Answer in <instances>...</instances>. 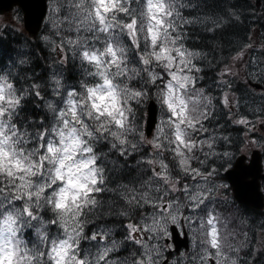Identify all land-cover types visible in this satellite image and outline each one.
Wrapping results in <instances>:
<instances>
[{
  "label": "clouds",
  "instance_id": "9594fccd",
  "mask_svg": "<svg viewBox=\"0 0 264 264\" xmlns=\"http://www.w3.org/2000/svg\"><path fill=\"white\" fill-rule=\"evenodd\" d=\"M179 3L69 0L73 31L87 26L89 34L63 41L67 58L56 62L63 72L22 115L15 97L28 89L20 92L0 76V264H101L109 249L99 231L104 225L93 230L99 240L85 234L80 208L131 167L135 137L143 141L153 105L158 124L161 106L175 116L186 104L179 64L173 65L182 55L172 36ZM58 47L53 41L52 51ZM17 116L28 123L46 118L47 142L33 129L18 131Z\"/></svg>",
  "mask_w": 264,
  "mask_h": 264
},
{
  "label": "trees",
  "instance_id": "16d2710c",
  "mask_svg": "<svg viewBox=\"0 0 264 264\" xmlns=\"http://www.w3.org/2000/svg\"><path fill=\"white\" fill-rule=\"evenodd\" d=\"M50 5V19L43 28L45 35L52 38L50 42L42 39L40 33L29 35L19 28H6L0 33V76L7 75L15 81L20 92L25 88L30 90L29 86L35 80L42 85V97L48 94L50 77L55 71V75L63 72L62 66L56 63L61 57V46L67 51L63 41L68 37L75 38L81 34L86 37L89 34L86 31L87 26L81 32L73 31L75 21L70 23L69 20L72 13L69 0H50ZM176 7L177 15L173 26H176L175 31L179 34L181 46L194 54V64L200 77L194 89L198 100L191 94L188 97L192 106H200L196 113L198 116L201 114L205 117L208 114L204 123L211 126V129L215 128L219 136L215 152H209L202 169L215 168L222 171L221 164L225 163V159L220 154L228 153L231 157L238 153L245 132L241 127L231 126L227 115L223 116L220 111L219 107L224 100L219 82L235 64L234 58L244 51L255 28H264V21L250 0H180ZM56 15L60 17V21L54 26ZM53 41L60 44L55 52L52 51ZM70 75L75 78L74 74ZM26 104L24 113L34 106L30 100ZM161 107L168 115V109ZM167 130L163 139L165 145L167 143L166 167L175 177H180L178 163L175 161L177 158L171 152V130L169 127ZM135 140L137 150L128 157L131 167L123 175H116L111 179L104 186L107 191L95 195L94 200L97 203L103 201L108 211L100 215L94 214L88 205H81L80 208V217L83 219H79L85 234L101 223L106 226L105 231L109 235L103 246L113 249V264H151L146 244H139L133 237V231L139 216L148 207L142 195L156 173L151 158L154 148L151 147V150L145 136L143 141L139 136ZM223 143L227 145L225 150ZM227 206L233 217L240 219V225L235 228L236 233L241 234L238 236L240 246L243 249L253 246L255 249L252 264H264V217L259 211L252 212L243 205L228 203L225 208ZM250 224L257 228L253 230ZM255 232L256 238L252 236Z\"/></svg>",
  "mask_w": 264,
  "mask_h": 264
},
{
  "label": "rangeland",
  "instance_id": "374dc122",
  "mask_svg": "<svg viewBox=\"0 0 264 264\" xmlns=\"http://www.w3.org/2000/svg\"><path fill=\"white\" fill-rule=\"evenodd\" d=\"M15 19H16V16L14 13H12L8 15H2L0 18V21L2 24L6 20L13 22L15 21ZM17 19H18L17 26L19 29H22V24H21L19 17ZM59 21H60V17L56 15L53 21L54 26H57ZM45 34H46L45 32H42L41 36L45 37L46 40L47 39L52 40V38L47 37ZM253 44H254V40L252 41L250 46L252 47ZM247 48H248L247 51H245L241 55H238L234 58L235 66L237 68L235 67L232 70V73L233 72L239 73L238 70H240V68L242 69L243 67H246V62H244L247 58L246 54L248 53V51H251V48L249 46ZM180 52L182 53V55L179 56L178 60L173 61V65L175 66L176 64H179V68L176 69V74L181 78V81L184 87H186L188 84L192 83L193 81L192 68H191L190 62L187 61V54L182 51ZM183 88L180 89V94L185 100L184 95H183ZM173 95L174 96L176 95L175 88L173 89ZM234 99H235L234 96L228 97L227 106L229 109H232L235 106ZM254 115L256 116L252 118H247L246 115H243L242 117H238L236 119L239 123L241 120L245 121L243 126H247V128L250 130L249 134L245 138V143L243 146L244 153L246 154L250 153V151L255 149V147L262 148V146L264 145V115H261L259 113H254ZM160 117L161 118L159 120V125L157 126L155 130L154 136L150 139V144H154L155 142L158 143V137L160 133L166 132V127L164 126L171 124L175 129L173 135L175 134L176 153L178 154L180 158L181 167L186 171H190L191 163H192L191 153L193 152L194 148L198 147L199 145H198V140L195 139L193 136H191V134L189 133L187 129L189 128V129L196 130L194 126L190 123V119L192 116L189 114L187 102L183 110L179 112L177 115L175 116H173L172 114L166 115L165 112L162 111V114H160ZM251 120H254L255 122H251ZM177 124L180 125L179 128L176 127ZM258 138H260V140ZM202 143H204V139L200 142V144ZM156 155H157V151H153V156H152L153 162L155 161L154 164L158 166V170L160 171L161 169L162 171L163 162L162 160L158 161L156 158ZM193 192H194L195 197H199V201H201V197H202L201 195L204 193V191L199 183H197V185L193 188ZM153 196H155V194H153ZM182 217H185V220L188 219L191 224L193 225L195 224L196 220L195 218H193L192 214L186 215L184 211L182 210L181 206L179 205V203L175 204L174 202H169V204H167V207L163 209L160 208V211H158L156 215H153L151 218V221L149 222L153 226L154 232L156 233V235L161 234L162 237L164 238L166 235H170V232H169L170 224L173 222L180 223V220ZM210 222H211L210 236H211L212 242L214 243L212 244L211 249L221 257L222 262H225L226 259L229 260L228 255H225V251H224L225 249L222 250L218 248V242H224V241L223 239H220L219 234H218V228L217 226H215L214 221L211 219ZM133 234L137 237L141 236V233L136 232V231H134ZM163 245H165V243H163ZM207 245H209V243ZM162 248L166 250L168 249V246H162ZM191 256H192V253L183 252L180 256L174 259L172 264H198L196 262L191 261ZM165 257L162 259L164 260Z\"/></svg>",
  "mask_w": 264,
  "mask_h": 264
},
{
  "label": "snow or ice",
  "instance_id": "6c2138e0",
  "mask_svg": "<svg viewBox=\"0 0 264 264\" xmlns=\"http://www.w3.org/2000/svg\"><path fill=\"white\" fill-rule=\"evenodd\" d=\"M40 19H43V16L40 17ZM61 56L63 58H67L63 46H61ZM3 78H0V84H3ZM11 87L12 85H8ZM30 90H27L26 96H20L19 94L15 97V103L20 106L19 112L22 115L24 113V109L27 106L26 102L31 101L32 104L33 102L37 100L42 99V90L39 85V83L35 80H33L29 86ZM25 91L22 90V92ZM16 123V128L18 131L21 130H26L27 129H33L34 133H43V135H38L37 139H43L45 142H47V134H46V128L45 125L47 123L46 118L40 119L39 123H37L36 120H33L31 123L27 122V118L24 117L21 119L19 116H17V119L14 121ZM245 121L241 120L240 124L243 125ZM0 124H2V121H0ZM224 159L225 163L221 164V169L224 172V176L227 178L228 181H230V187L236 188V187H248L253 184H258L257 177L253 175L252 172V167H253V162L251 163H245L247 160L246 156H241L239 159H236L233 162V158L230 157L228 153H221L220 154ZM114 167H119V162L118 161H113ZM212 171H215V168L212 169ZM261 180H264V176L260 177ZM94 183H97L94 181ZM92 191V190H90ZM104 191H107V189L104 188V186H99L95 191H92V195L95 196L96 193H103ZM89 208L93 210V213H99L100 215H103L105 212L108 211L107 208H105L103 201H100L97 203L96 200H93L91 204L88 205ZM30 215V214H29ZM83 219V217H80ZM106 227V226H105ZM105 227L99 229L101 234L103 235L104 239L108 238V233L105 231ZM88 235H92L94 239H101L100 235H95L93 231L87 232ZM25 243H30L25 241ZM25 251L28 252L29 249L25 248ZM55 251V250H54ZM39 255L44 256L47 255V249H45L44 252L39 253ZM114 259L113 255V249L109 248L106 251V254L104 258L101 260V264H105L106 261H112ZM59 264V262H58Z\"/></svg>",
  "mask_w": 264,
  "mask_h": 264
},
{
  "label": "water",
  "instance_id": "95a60500",
  "mask_svg": "<svg viewBox=\"0 0 264 264\" xmlns=\"http://www.w3.org/2000/svg\"><path fill=\"white\" fill-rule=\"evenodd\" d=\"M18 4L22 6L25 15H24V20H25V27L26 29L31 32V33H36V26L37 22L40 19L41 16H45L46 11H47V0H0V9L3 10H10L13 5ZM42 21L40 22L39 27L42 25ZM156 107L153 105L150 109L149 113V124L146 129V133L148 135H151L153 133V130L156 126L152 122V117L156 113ZM253 167H252V172L253 175L257 177L258 181V176L260 175V163H259V157L258 155L254 156L253 159ZM235 189V194L236 197L247 204H253L255 206H262L263 205V198L262 195L259 191V182L258 184H253L248 187H236ZM179 246V245H178Z\"/></svg>",
  "mask_w": 264,
  "mask_h": 264
},
{
  "label": "flooded vegetation",
  "instance_id": "af4514ba",
  "mask_svg": "<svg viewBox=\"0 0 264 264\" xmlns=\"http://www.w3.org/2000/svg\"><path fill=\"white\" fill-rule=\"evenodd\" d=\"M2 14H0V16H1Z\"/></svg>",
  "mask_w": 264,
  "mask_h": 264
}]
</instances>
